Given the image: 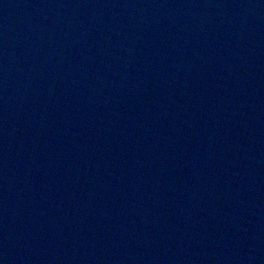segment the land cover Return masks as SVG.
Segmentation results:
<instances>
[{
	"label": "water",
	"instance_id": "obj_1",
	"mask_svg": "<svg viewBox=\"0 0 264 264\" xmlns=\"http://www.w3.org/2000/svg\"><path fill=\"white\" fill-rule=\"evenodd\" d=\"M0 264H264V0H0Z\"/></svg>",
	"mask_w": 264,
	"mask_h": 264
}]
</instances>
